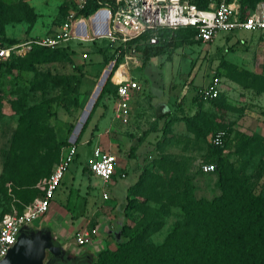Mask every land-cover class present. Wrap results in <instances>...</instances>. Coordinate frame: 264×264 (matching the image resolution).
I'll use <instances>...</instances> for the list:
<instances>
[{
	"label": "rangeland",
	"instance_id": "rangeland-1",
	"mask_svg": "<svg viewBox=\"0 0 264 264\" xmlns=\"http://www.w3.org/2000/svg\"><path fill=\"white\" fill-rule=\"evenodd\" d=\"M73 1L0 0V38L22 44L51 33ZM261 1L252 0L245 12L253 11ZM83 21L74 22L73 41L59 46L63 59L36 58L38 48L22 46L10 69L0 67V218L21 212L37 196L43 178L54 166L59 145L77 141L82 127L83 131L96 127L83 113L80 96L87 95L89 89L85 83L80 88L85 74L78 55L85 53L87 64L90 54L98 56L99 61L92 64L101 66L102 50L95 44L76 41V36L87 39L101 33L103 25L96 29L89 24L88 29V19ZM81 26L85 32L76 34ZM192 40L152 56L141 68L139 73L147 85L142 94L165 99V105L170 100L169 111L159 115L149 110L152 106L148 104L144 112H131L126 137L134 139L136 145L130 153L126 148L119 153L123 161L119 174H127L113 178L110 187L111 200L119 202L130 185L124 222L131 232L145 230L147 243H159L174 224L182 222L177 203L184 181L194 186L195 198L210 200L219 194L216 172L204 174L198 167L209 161L212 152L224 159L229 170L241 169L254 193L264 188V31H218L211 42L202 43L195 36ZM158 60L164 63L160 67L162 81ZM93 77L88 80L94 83L97 78ZM214 77L219 84L217 99L197 100V88ZM111 80L117 82L118 76L113 74ZM162 82L166 85L164 93ZM102 102L100 97L94 105L98 118L107 114V121L111 109L107 111ZM218 127L226 135L221 145L213 148L210 139ZM86 148H76L78 155L52 195L53 204L66 202L70 209L56 219L64 227L71 221L67 214L80 210L82 197L87 212L94 194L99 195L97 188L85 193L83 183L95 182L84 168ZM81 170L85 179L79 183ZM141 173L140 183L134 186ZM104 205L90 222L99 217L111 220L113 207L107 202ZM105 247L109 249L107 243Z\"/></svg>",
	"mask_w": 264,
	"mask_h": 264
},
{
	"label": "trees",
	"instance_id": "trees-1",
	"mask_svg": "<svg viewBox=\"0 0 264 264\" xmlns=\"http://www.w3.org/2000/svg\"><path fill=\"white\" fill-rule=\"evenodd\" d=\"M190 1L198 7L206 5L205 0ZM239 2L241 13L245 16L248 14L245 12L246 6L252 0ZM95 8L94 2L88 0L85 8L77 14L80 17L87 16L92 14ZM99 12L101 13V10ZM194 35L195 30L191 27L165 28L158 31L157 43L149 44L147 32L135 40L136 49L141 54L142 64H145L152 56L192 43ZM0 42L4 45L16 43L15 40L8 38H0ZM89 44H95L102 50L103 63L115 59L112 70L121 60V54L115 58L116 46L107 40H93ZM29 46L38 48L36 58L42 55L48 61L64 58L59 47L51 49L36 44ZM18 56L19 54H11L8 59L0 61V67L10 69L12 60ZM111 73L104 81L97 99L105 94L114 96L116 86L109 80ZM215 99L217 97L208 101ZM83 129L82 127L79 134ZM218 129L223 128L218 127L216 130ZM62 145L66 144L57 147L55 162ZM211 146L216 148L212 144ZM204 162L214 165L213 172H216L215 181L219 188L217 196L210 200L195 198L194 186L189 181H184L183 191L177 203L182 214V222L174 224L159 243L144 242L145 230L142 232L128 230L124 222L126 215L124 210L118 216L116 228L110 234L115 244L114 249L106 247L100 249L93 264H264V188L254 193L248 186V179L242 174V170H229L224 159L213 152L209 161ZM143 173L138 175L134 186L140 183ZM129 188L130 186L127 187V191ZM40 194L39 191L37 196Z\"/></svg>",
	"mask_w": 264,
	"mask_h": 264
},
{
	"label": "built area",
	"instance_id": "built-area-1",
	"mask_svg": "<svg viewBox=\"0 0 264 264\" xmlns=\"http://www.w3.org/2000/svg\"><path fill=\"white\" fill-rule=\"evenodd\" d=\"M92 1L96 8L91 16L102 18V31L87 39L81 37L80 39H105L115 45L117 48L115 58L121 54V64H117L116 67L138 64L139 52L135 40L147 32L149 33L147 42L155 44L159 38L158 31L165 28L191 27L195 30L194 36L202 43L211 42L218 31L231 32L236 29L264 31V1L258 2L253 11L245 16L241 13L239 0H209L205 7H198L190 0ZM87 2L88 0H74L73 6L68 9L57 28L49 34L33 37L22 44L4 45L0 42V61L8 59L11 54H19L22 46L36 44L52 49L74 37V22L79 20L77 13L85 8ZM100 10L104 12V18ZM114 61L115 59L109 62L111 67ZM112 83L116 86L113 96V116L121 122H126L129 98L139 85L130 77H122ZM218 85V78H212L207 84L197 88V98L202 101L216 98L219 94ZM225 135L224 129L215 130L211 135V144L220 146ZM75 154L74 142L60 148L57 161L40 184V196L34 197L21 212L0 218V259L14 243L15 235L22 224L37 219L47 212L52 195ZM115 162L116 156L113 152L95 146L86 159V167L91 175L106 183L114 174ZM198 167L202 173H211L214 170V165L210 162H201ZM101 195L104 199L107 197L105 192ZM97 233L96 226H83L73 231L72 239L77 247L86 246L92 243Z\"/></svg>",
	"mask_w": 264,
	"mask_h": 264
},
{
	"label": "crops",
	"instance_id": "crops-1",
	"mask_svg": "<svg viewBox=\"0 0 264 264\" xmlns=\"http://www.w3.org/2000/svg\"><path fill=\"white\" fill-rule=\"evenodd\" d=\"M205 1H206L205 4H207V2L209 0H205ZM73 4H74V1H73ZM73 4H72V6H73ZM72 6H70L68 9H70ZM85 18L88 19V29L90 27L89 24L93 25L96 29L101 28L102 21H103L102 18L98 19L97 17L91 16V14L87 15V16H81V17L79 16L78 17V19L82 20V21ZM81 27L82 28L80 30L76 28V30H78V32H76V34H78L80 31L82 33L85 32L84 27L83 26H81ZM253 32H255V31H253ZM74 38H75V36L69 40L73 41ZM95 40H101V39H95ZM76 41L90 43L93 40H81L78 36H76ZM97 44L100 45L101 43H97ZM139 54H140V52H139ZM161 55H163V54H159L158 56H161ZM73 56H74V54H73ZM93 56H95V55L90 54V56H89L90 58H88L89 64H87V62H84V60H86V54L85 53L79 54L78 59H79L80 63H82L81 71L84 72V74H85L83 79L81 80L80 88L82 86V83H85V85H84L85 88L89 89L88 91L85 89L87 91V95L83 94L80 96L82 101H83V106H84L83 107L84 108L83 113L85 115V118L90 117L89 118L90 119V122H89L90 125L95 124L96 127L93 131H91L92 126L88 129H85L84 131H82L79 134V139L77 141H75V144H76V148L80 145L87 146L86 151H85L86 152V158L84 160L85 162H86V159L90 156L92 148L95 146H99L103 149H109L111 152H113L116 156L114 174L112 175L110 181H108L106 183H102L100 179H98L97 177H95L89 173V171L87 170V167H84L86 169L87 175L95 181L94 183L92 182L91 184H87V185H86V183H83V185L85 186V193L93 190V188H97L98 193H99V195L94 194V198L90 202L88 211L87 212L84 211L86 209V208L84 209L85 197H82V199H83L82 203L83 204L79 208L80 210L78 212H76L75 214L69 212L70 214H67V215H69V219L71 221L68 222V224L65 227L61 226L60 223L56 222V219H58V216H60L59 214L68 213V211H70V209L68 208V205L66 202H64V203L61 202L60 204H53L52 203L53 200L51 198L47 212L45 214H43L42 216H40L39 217L40 219H38V221L45 220L47 222H51V223L53 222L54 224H56V226L53 227L54 228V230H53L54 236L61 239L62 244H66V245L71 246L77 250L82 248L83 246L77 247L74 244L73 239H72V234H73V231L75 229H77L79 227H83V226H86V227L96 226L97 230H98L97 236L92 241V243H90L89 245H86L87 247H90L93 245H98L99 248L102 249L105 247V244L107 243V245L109 246V249H114L115 244H114L113 238L110 236V234H111V231L116 228L115 225H117L118 216L124 212L125 197H126L127 191L125 192L123 200L116 202V201L111 200V196L109 193L110 187L112 186L111 184L113 182V178H115L116 176L124 177L127 174V173L125 175H123L122 173L119 174L118 169L123 167V161L120 160L119 153L121 152V150H124L125 148L129 149L128 152L130 153L133 151V147H135V145H136L133 142L134 139L128 140L126 137V129L125 128H126V124L129 123V117L127 118L128 121L121 122L120 120L115 119L113 116L114 99H113L112 95L105 94L101 97V100L103 101L101 105H103V103L105 105H107V108H108L107 111H109V109H111L110 113L107 116L108 120L106 121L104 119L105 118L104 116H106L107 114H105L101 118H98L99 110H98V107L95 106L94 104L96 102V99L98 97L100 89H101L104 81L106 80V78L110 72H112V73H111L109 80L112 83L111 77H112L113 73L115 72V70L119 66L118 67L115 66V68L112 70L111 63L109 64V62H111L113 59L109 60L107 62L108 65L106 63H104V65H101V66L100 65L94 66L92 64V62L93 61H99V57L95 56V59H92ZM150 59H151V57L148 59V61ZM118 64H121V60L119 61ZM163 64L161 63V60H158V62H156V66L159 67V73L160 74H158V76H160L159 78L161 81H162L163 77L161 76L160 67H163ZM120 66H122V74L124 75L123 77H130V78L136 80L138 85H139V88L137 90H134L131 93V96L129 98L128 116L131 114V112H135L138 114L139 112H137L138 111L137 109H139V111H141V112H144V110L148 109L147 108L148 104H150L152 106L149 108V110H152V112L155 110L156 114L159 113V115H160L162 113L169 111V104L171 103L170 100L166 101L167 103L165 105V104H163L165 99H162V100H161V98L160 99L159 98L151 99L152 96L149 98L148 97L146 98L142 94L145 91V87L147 85L142 80L141 75H140L141 73H139L141 68H143V66H144V64H142V62H141V54L138 55V64L137 65H131L130 64L128 66H124V65H120ZM163 70H164V68H163ZM94 71H97V74H98L97 76L95 75L96 73ZM103 74H104V77H102V79H101V76H103ZM93 76H95L97 78V80L94 83L92 81L88 80V78H94ZM165 87H166V85H164V82H162L161 88L163 90L162 91L163 93L165 92V90H164ZM167 87H170L169 83H167ZM167 91L169 93V90H167ZM170 97L171 96L169 93V98ZM89 112H92L91 115H88ZM94 119H95V121H94ZM124 125H125V127H124ZM135 143H137V142H135ZM77 155H78V153L76 150V154H75L74 158H76ZM80 176H81V178L78 181L79 183L82 182V179L83 180L85 179L84 176L82 177V170L80 172ZM102 192H105L107 195V197L105 199L102 198V195H101ZM77 196H78V194H77ZM94 200H97L96 206L93 204ZM105 202L111 203V206L113 207L111 220H106L103 217L102 218L99 217V218H96L93 223L90 222V220L94 217L95 213H97L100 210V208H101L100 206H102V205L105 206L104 205Z\"/></svg>",
	"mask_w": 264,
	"mask_h": 264
},
{
	"label": "water",
	"instance_id": "water-1",
	"mask_svg": "<svg viewBox=\"0 0 264 264\" xmlns=\"http://www.w3.org/2000/svg\"><path fill=\"white\" fill-rule=\"evenodd\" d=\"M37 220L19 227L14 243L8 247L0 264H93L100 250L98 245L77 250L62 244L61 239L54 236L51 222Z\"/></svg>",
	"mask_w": 264,
	"mask_h": 264
},
{
	"label": "bare ground",
	"instance_id": "bare-ground-1",
	"mask_svg": "<svg viewBox=\"0 0 264 264\" xmlns=\"http://www.w3.org/2000/svg\"><path fill=\"white\" fill-rule=\"evenodd\" d=\"M115 75L118 76V80H120L124 75L122 74V66H119L116 69Z\"/></svg>",
	"mask_w": 264,
	"mask_h": 264
}]
</instances>
